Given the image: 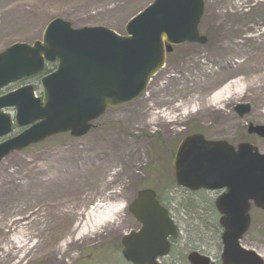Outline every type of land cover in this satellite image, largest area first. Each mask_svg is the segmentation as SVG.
<instances>
[{"label": "rangeland", "instance_id": "obj_1", "mask_svg": "<svg viewBox=\"0 0 264 264\" xmlns=\"http://www.w3.org/2000/svg\"><path fill=\"white\" fill-rule=\"evenodd\" d=\"M153 1L0 0V52L14 43L41 40L46 26L56 18L70 22L76 29L102 26L123 35L129 20ZM205 3L199 30L207 37V44L175 46L165 67L140 100L110 109L93 123V129L84 138L55 136L0 162V264H10L13 259L5 257L6 244L12 246L6 240V228L11 225L12 232L15 231L14 221L25 218L31 212L27 208L40 210L39 220L28 219V230L33 234L29 247L40 244L27 255L18 251L17 262L23 256L21 264H128L122 255L121 240L140 227L129 208L137 193L145 189L157 192L165 207L176 216L181 230L182 248L179 244L171 254L175 259L179 255L180 260L168 259L169 264H190L187 256L193 251L221 264L222 230L214 208L218 195L191 193L177 187L172 162L180 142L195 133L233 145L249 142L264 155V137L248 133L250 124L264 126V105L260 102V92L264 94V0ZM244 60H249L251 66L233 72L232 68ZM222 71L226 80L215 90L231 86L233 91L243 89V94L234 93L222 105L228 114L226 118L195 113L191 101L201 94L214 74ZM212 93L210 90L205 98L209 99ZM240 104L251 107L243 118L235 111ZM162 115L174 121L169 122ZM58 187L65 188L66 195L59 196L78 222H85L84 212L87 215L100 201L119 209L114 222L98 234L79 241L67 236L64 242L68 240L73 245L65 255L64 242L56 234L45 243L47 234L42 233L46 219L42 200L49 198L50 190L58 193ZM184 208H193L196 218L191 221L187 217V223L180 215ZM250 215L251 227L241 244L264 260V211L253 206ZM54 257L58 258L55 262Z\"/></svg>", "mask_w": 264, "mask_h": 264}, {"label": "water", "instance_id": "obj_2", "mask_svg": "<svg viewBox=\"0 0 264 264\" xmlns=\"http://www.w3.org/2000/svg\"><path fill=\"white\" fill-rule=\"evenodd\" d=\"M204 13L205 0H154L127 23L125 35L102 26L76 29L56 18L41 40L1 51L0 92L42 75L47 64L57 67L41 78V97L32 85L0 96V162L60 134L82 138L109 107L138 100L173 47L207 43L199 31ZM235 111L243 118L251 107L240 104ZM15 128L24 130L9 138ZM248 133L263 138L264 126L250 124ZM172 168L182 189L221 192L214 205L223 230L222 264H264L256 252L241 246L251 226V203L264 210V155L248 142L235 147L196 133L181 141ZM129 210L141 227L123 236L124 258L132 264H159L171 251L170 239L177 237L169 211L150 189L138 192ZM188 261L214 264L198 252Z\"/></svg>", "mask_w": 264, "mask_h": 264}, {"label": "bare ground", "instance_id": "obj_3", "mask_svg": "<svg viewBox=\"0 0 264 264\" xmlns=\"http://www.w3.org/2000/svg\"><path fill=\"white\" fill-rule=\"evenodd\" d=\"M262 36L264 37V31ZM264 44V39H263ZM251 66V63L249 60H244L242 63H238V65L235 68H232L233 72H242L246 70V68ZM212 73V72H211ZM212 81L201 90V94L195 99L191 101V103L194 105V112L197 114L201 113H207L208 115H212L215 117H228V114L224 113V108L222 105L230 99L233 94L235 93L237 96L243 94V89H237L236 91L231 90V86L229 87H223L221 90L216 91V86L220 83H223L226 80L225 73L222 71L221 73H217L213 75ZM249 88V86H248ZM264 88V86H262ZM213 91L212 94H210L209 99H206L208 92ZM263 92H260V102L264 105V94ZM163 116V115H162ZM164 119H168L169 122H173L174 119L167 118L163 116ZM28 186V185H27ZM62 186V185H59ZM30 187V186H28ZM58 193L54 191H49V198L46 200H42L41 209L44 212L46 219L42 223V233L47 234V239L44 241L45 243L49 242V240L57 235L58 239H61L62 242L65 241L67 236H72L74 239L81 238H89L92 237L98 232H100L101 229L106 228L109 224H112L114 222L115 216L118 214L119 209L111 208L108 204H103V201H100L96 206L90 208V210L87 212H84L85 218L84 221H77L76 215L73 214L70 209L67 208V206L64 204V202L61 200V197L59 195H66L65 188L57 190ZM26 211H31L27 215H24L25 218L21 217L14 221L15 223V231L14 234L12 232L11 225H8L5 231V237L6 240L11 241L12 246H9L6 244L4 248L5 257H12V262L10 264H21L22 257H20V261L17 262L15 260V257L17 256V252L22 251L24 253H30L34 248L38 247L40 243H35L32 247H29V242L33 238L32 232H30L29 225L30 222L28 219H32L33 221L39 220V211L40 210H34L27 208ZM33 212V214H32ZM38 214V215H37ZM35 216V217H34ZM35 225L32 224V227ZM64 226V227H62ZM50 230V233L48 234V231ZM73 242L66 241L62 245V254H68L72 248ZM34 259V257L32 258ZM54 259H58L56 257L53 258V262H55ZM16 261V262H15ZM15 262V263H13Z\"/></svg>", "mask_w": 264, "mask_h": 264}, {"label": "flooded vegetation", "instance_id": "obj_4", "mask_svg": "<svg viewBox=\"0 0 264 264\" xmlns=\"http://www.w3.org/2000/svg\"><path fill=\"white\" fill-rule=\"evenodd\" d=\"M151 83H154V80H152V82ZM153 85V84H152ZM152 85L150 84L149 86H151L152 87ZM171 216H172V218L174 219V220H176V216H174L173 215V213L171 212ZM178 226V225H177ZM180 235H181V231H180V228H179V226H178V236L176 237V239H170V242H171V251H170V255L168 256V257H165V258H163V259H161L160 261H161V264H169V261L167 262V260L168 259H172L173 261L172 262H174V259L175 258H172L171 257V254H172V252L174 251V249L176 248V246H178L179 244H180V248H182V242H180ZM175 260H180V258H179V255L176 257V259ZM176 262V261H175ZM129 264V263H128Z\"/></svg>", "mask_w": 264, "mask_h": 264}, {"label": "trees", "instance_id": "obj_5", "mask_svg": "<svg viewBox=\"0 0 264 264\" xmlns=\"http://www.w3.org/2000/svg\"><path fill=\"white\" fill-rule=\"evenodd\" d=\"M55 69H56V66L55 65H48L46 67L45 74H49V73L53 72ZM35 88L38 89L37 86ZM192 209L184 208L183 209V212H182L184 215L183 214H180L182 216V218L187 219V217H189L191 221L194 220L196 218V214H195V212ZM189 218L186 220L187 223L189 222ZM198 218H200V220H201V215H198L197 219ZM205 223H206V221H205ZM200 233H202V232H200Z\"/></svg>", "mask_w": 264, "mask_h": 264}]
</instances>
